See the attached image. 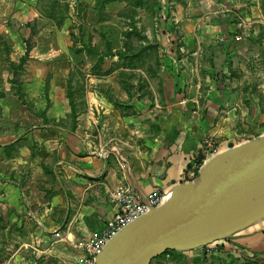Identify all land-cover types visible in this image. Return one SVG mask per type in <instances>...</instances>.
Instances as JSON below:
<instances>
[{"label": "crops", "instance_id": "obj_1", "mask_svg": "<svg viewBox=\"0 0 264 264\" xmlns=\"http://www.w3.org/2000/svg\"><path fill=\"white\" fill-rule=\"evenodd\" d=\"M186 1L182 44L138 12L112 47L80 39L95 0H0V264H80L116 192H170L203 137L264 133V0ZM215 243L263 258L264 216Z\"/></svg>", "mask_w": 264, "mask_h": 264}, {"label": "water", "instance_id": "obj_2", "mask_svg": "<svg viewBox=\"0 0 264 264\" xmlns=\"http://www.w3.org/2000/svg\"><path fill=\"white\" fill-rule=\"evenodd\" d=\"M193 181L117 233L94 264H149L168 250L186 251L225 239L264 216V133L205 159Z\"/></svg>", "mask_w": 264, "mask_h": 264}, {"label": "rangeland", "instance_id": "obj_3", "mask_svg": "<svg viewBox=\"0 0 264 264\" xmlns=\"http://www.w3.org/2000/svg\"><path fill=\"white\" fill-rule=\"evenodd\" d=\"M193 3L194 12L200 10L204 12H214L215 0H189ZM187 7L186 0H95L90 22L92 21L94 25L92 27H84L80 25L81 30L83 28V35L81 36V41L85 43L86 41L94 43L98 46H106V42L112 46L116 47L119 43V33L123 28L134 27L133 15L141 12L144 17L143 27H153L164 34L166 44H182L183 38H185V8ZM109 17L110 20L107 23H102L101 20ZM101 22V23H98ZM197 26V24H195ZM183 27V30L181 29ZM75 30V28H74ZM159 30V31H158ZM93 33V35H90ZM86 35L89 37L86 38ZM104 39V40H103ZM161 40V36L159 38ZM106 40V42H104ZM131 42H134L132 40ZM212 48V47H211ZM95 53H90L89 57L96 58ZM77 59L86 61L87 58L81 54L78 55ZM76 78H82V73L77 72L74 75ZM79 81V80H78ZM75 92L77 94L78 100H76V108H82L81 93L83 91V85L77 82ZM245 126H251L246 124ZM262 134V133H261ZM259 135L257 131L240 132L232 140L227 142H233L238 145L251 138H255ZM206 141L209 142L210 146L206 145ZM202 153L209 154L214 153L213 149H217L218 152L214 153L216 155L220 151L226 149L223 146L221 140L216 139L214 136H205L201 141ZM213 148V149H212ZM208 158V157H207ZM207 158H205L207 160ZM199 160V159H197ZM201 161V160H199ZM202 164L204 161H201ZM213 249L205 248L204 251L207 252L205 261H201L200 264H264L263 258H251L249 255H244L243 251H236L232 249H221L216 243ZM32 250V249H30ZM202 249H200V252ZM36 261L35 264H40L38 259L34 257V254H30ZM56 259V258H54ZM261 259V260H258ZM46 264H58L53 257L46 258L44 260ZM185 260V254L179 255L178 252L168 250L165 253L153 258L150 264H189ZM80 264H84L83 259L80 260ZM193 264V263H190Z\"/></svg>", "mask_w": 264, "mask_h": 264}, {"label": "built area", "instance_id": "obj_4", "mask_svg": "<svg viewBox=\"0 0 264 264\" xmlns=\"http://www.w3.org/2000/svg\"><path fill=\"white\" fill-rule=\"evenodd\" d=\"M206 145L209 147V142L206 141ZM213 150L214 153L218 152L217 149ZM214 153L205 154V157H211ZM201 165V161L194 159L186 173L187 181H193L197 177ZM165 197L166 192L157 188L144 195L133 189L116 192L117 210L111 218L106 220L103 229L85 243L84 249L89 257L83 259L85 261L84 264H94L95 255L115 233L139 216L148 212L151 208L160 205Z\"/></svg>", "mask_w": 264, "mask_h": 264}, {"label": "trees", "instance_id": "obj_5", "mask_svg": "<svg viewBox=\"0 0 264 264\" xmlns=\"http://www.w3.org/2000/svg\"><path fill=\"white\" fill-rule=\"evenodd\" d=\"M25 59H26V55L21 57L20 62H23ZM69 105L71 108V114L74 115V113H75L74 103H73V100L70 96H69Z\"/></svg>", "mask_w": 264, "mask_h": 264}]
</instances>
